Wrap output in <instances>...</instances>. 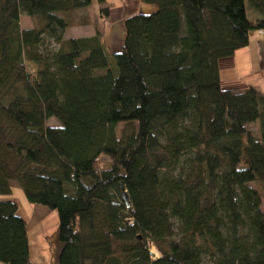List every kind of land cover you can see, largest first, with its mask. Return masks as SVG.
Listing matches in <instances>:
<instances>
[{
	"label": "trees",
	"instance_id": "obj_1",
	"mask_svg": "<svg viewBox=\"0 0 264 264\" xmlns=\"http://www.w3.org/2000/svg\"><path fill=\"white\" fill-rule=\"evenodd\" d=\"M93 1L0 0V264H33L14 185L58 213V264H264V92L220 72L264 0H142L117 53L63 36Z\"/></svg>",
	"mask_w": 264,
	"mask_h": 264
},
{
	"label": "crops",
	"instance_id": "obj_2",
	"mask_svg": "<svg viewBox=\"0 0 264 264\" xmlns=\"http://www.w3.org/2000/svg\"><path fill=\"white\" fill-rule=\"evenodd\" d=\"M105 10L108 11V15H103L102 11ZM156 10L157 6L155 4H147L142 0H105L103 3L93 1L87 8L70 12L77 15V17L79 15L83 16L85 19L83 22L81 21V23L77 25H68L69 27L71 26V29L75 31V33L82 32L87 34L86 37L94 36L97 32H101L103 35V42L108 47L109 52L117 53L121 51L127 35L126 24L124 23L125 19L142 13L150 15ZM259 35L255 37V39H257L255 41H253V36L250 38L251 42L249 47L241 49L235 54L233 59L224 61L221 64V78L226 89L241 91L245 87L253 84L261 92H264V90L262 91L259 86L252 82L254 78L258 77L259 79L260 76H264V39H260ZM243 69L244 72L242 71ZM246 71L247 75L244 74ZM19 205L20 215L27 218V214L23 212L25 203L23 204L19 201ZM34 209L37 211V208ZM28 219L30 220V218ZM29 223L31 224V220ZM30 224H28L27 231L30 229ZM57 227L58 225L55 224V228ZM43 234L44 236H49V230L44 229ZM39 244L36 250L43 255L46 254L47 260L43 263V261L38 259L36 263H32L58 264L56 260L62 248V244H60L57 239V231L55 235L51 236V240L46 238L45 243Z\"/></svg>",
	"mask_w": 264,
	"mask_h": 264
},
{
	"label": "rangeland",
	"instance_id": "obj_3",
	"mask_svg": "<svg viewBox=\"0 0 264 264\" xmlns=\"http://www.w3.org/2000/svg\"><path fill=\"white\" fill-rule=\"evenodd\" d=\"M246 7H247V16L248 18L254 19L256 18V16H258V13L252 8L250 7V5L248 4V2H246ZM72 11H67V12H58L57 14L60 15L61 17H63L66 22L70 25H77L78 23H81V21L83 22L85 19L83 18V16L79 15L77 17V15L70 13ZM70 14V15H69ZM21 17V21H20V25L22 27V29H35V28H39V29H45L46 28V23L43 21V19L40 16H35V17H31L24 14L20 15ZM82 33V32H81ZM75 33V31H73L71 29V26L68 27V29L66 30V32L63 33L64 38L68 39L70 37H86L87 34L85 33ZM258 33L255 34L253 36L254 40L255 37H258ZM260 39H263L262 36H259ZM55 41L54 39H52L51 37H47L45 38V41L43 43L42 51L44 53H46L47 48L50 49H55L56 47ZM258 64V63H257ZM244 72V69L242 70ZM245 75H247V71L244 73ZM252 82L259 86L260 89L263 91L264 90V76H260L259 79L258 77L254 78L252 80ZM49 126L50 125H55L57 126L58 123L55 121V119H51L48 122ZM122 127H119V129H121ZM250 130L254 133H258L259 131V125L258 124H254L252 126H250ZM255 188L260 189L261 194H262V198L264 199V183L260 182V181H256L255 183L252 184ZM13 189V193L11 195L12 198L17 199L18 201H21L23 204L25 203V207H24V213L27 214V218H30L31 220V224H30V229H28L29 232V242H30V252H31V261L33 263H36V261L39 259L41 261H43V263H45L44 261L47 260V255L46 254H41L39 253L36 249L39 247V243H45L46 238H49V240H51V236L55 235L56 231L55 229V224L58 225L59 223V219H58V213L56 211H51L50 209H48L45 206H38V205H30L27 200L25 199V195L24 192L22 190V188H19L18 186L14 185L12 187ZM34 208H37L35 211ZM34 209V210H32ZM262 210L264 211V200H263V205H262ZM29 220V219H28ZM29 220V221H30ZM44 229L49 230V236H44ZM43 234V235H42ZM42 235V237H41ZM50 244V242H49ZM152 253H155V256L153 258L157 259L159 258V253L157 251V249L155 247L152 246ZM49 260V259H48ZM51 264V263H50Z\"/></svg>",
	"mask_w": 264,
	"mask_h": 264
},
{
	"label": "water",
	"instance_id": "obj_4",
	"mask_svg": "<svg viewBox=\"0 0 264 264\" xmlns=\"http://www.w3.org/2000/svg\"><path fill=\"white\" fill-rule=\"evenodd\" d=\"M122 189H124L123 185H122ZM124 195H125L124 198H125V200H126V204H127L128 207H129V206H130V205H129L130 203H129V200H128V195L126 194V192H124ZM154 256H155V255L153 254V255H152V258H153Z\"/></svg>",
	"mask_w": 264,
	"mask_h": 264
},
{
	"label": "built area",
	"instance_id": "obj_5",
	"mask_svg": "<svg viewBox=\"0 0 264 264\" xmlns=\"http://www.w3.org/2000/svg\"><path fill=\"white\" fill-rule=\"evenodd\" d=\"M151 254H152V255H153V254L155 255V253H152V252H151Z\"/></svg>",
	"mask_w": 264,
	"mask_h": 264
}]
</instances>
